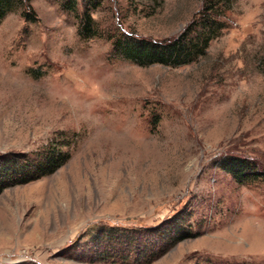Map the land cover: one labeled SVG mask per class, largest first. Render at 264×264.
<instances>
[{
  "label": "rangeland",
  "instance_id": "1",
  "mask_svg": "<svg viewBox=\"0 0 264 264\" xmlns=\"http://www.w3.org/2000/svg\"><path fill=\"white\" fill-rule=\"evenodd\" d=\"M202 1L20 0L4 15L0 154L54 146L68 158L0 193V264H264V177L240 183L220 165L264 170V0H232L187 65L140 66L113 49L122 34H194ZM85 12L90 38L78 34ZM171 221L194 235L149 263L82 258L100 230Z\"/></svg>",
  "mask_w": 264,
  "mask_h": 264
},
{
  "label": "trees",
  "instance_id": "2",
  "mask_svg": "<svg viewBox=\"0 0 264 264\" xmlns=\"http://www.w3.org/2000/svg\"><path fill=\"white\" fill-rule=\"evenodd\" d=\"M16 1L20 0H0V21L8 11L14 9ZM74 5L75 0H68L66 3V7L71 9ZM232 5V0H203L200 10L196 13L197 17L193 19L196 21L194 24L198 23L196 25L198 30H194V34H191L190 28L176 37L159 41L135 38L132 33L122 34L113 40V49L124 59L140 66L158 63L177 67L190 64L203 56L210 41L218 36L223 25L219 17L231 10ZM22 15L26 20H35L30 6ZM78 34L83 38L97 35L89 12L83 14ZM67 158V152L54 146H50L48 150L32 159L18 153L0 154V193L8 186L24 184L54 172ZM220 165L240 183L264 177V170L257 171V167L246 158L226 157ZM193 235L189 230L172 221L164 223L158 229H146L145 232L143 230L119 232L110 227L100 230L92 237L91 252L89 256L82 258L90 262L124 260L128 256L125 253L134 251L136 261L149 263L177 242ZM85 252L86 250L82 252L83 255Z\"/></svg>",
  "mask_w": 264,
  "mask_h": 264
}]
</instances>
